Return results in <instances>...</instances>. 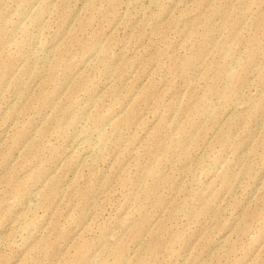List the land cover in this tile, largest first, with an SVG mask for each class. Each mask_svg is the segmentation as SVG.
<instances>
[{
  "label": "rangeland",
  "instance_id": "obj_1",
  "mask_svg": "<svg viewBox=\"0 0 264 264\" xmlns=\"http://www.w3.org/2000/svg\"><path fill=\"white\" fill-rule=\"evenodd\" d=\"M0 264H264V0H0Z\"/></svg>",
  "mask_w": 264,
  "mask_h": 264
}]
</instances>
